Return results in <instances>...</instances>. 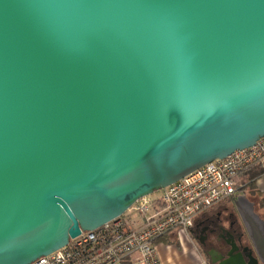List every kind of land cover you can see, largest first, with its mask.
Masks as SVG:
<instances>
[{
    "label": "water",
    "instance_id": "water-1",
    "mask_svg": "<svg viewBox=\"0 0 264 264\" xmlns=\"http://www.w3.org/2000/svg\"><path fill=\"white\" fill-rule=\"evenodd\" d=\"M264 136V0H0V264H29ZM264 264V219L232 200Z\"/></svg>",
    "mask_w": 264,
    "mask_h": 264
},
{
    "label": "built area",
    "instance_id": "built-area-1",
    "mask_svg": "<svg viewBox=\"0 0 264 264\" xmlns=\"http://www.w3.org/2000/svg\"><path fill=\"white\" fill-rule=\"evenodd\" d=\"M255 167L264 173V136L138 199L117 219L82 231L29 264H162L157 242L189 234L201 213L239 193L242 174Z\"/></svg>",
    "mask_w": 264,
    "mask_h": 264
},
{
    "label": "flooded vegetation",
    "instance_id": "flooded-vegetation-1",
    "mask_svg": "<svg viewBox=\"0 0 264 264\" xmlns=\"http://www.w3.org/2000/svg\"><path fill=\"white\" fill-rule=\"evenodd\" d=\"M233 198L201 213L190 228L192 240L209 264H216L212 260H224L230 252L239 253L246 261L250 256H255L240 216L232 203Z\"/></svg>",
    "mask_w": 264,
    "mask_h": 264
},
{
    "label": "crops",
    "instance_id": "crops-1",
    "mask_svg": "<svg viewBox=\"0 0 264 264\" xmlns=\"http://www.w3.org/2000/svg\"><path fill=\"white\" fill-rule=\"evenodd\" d=\"M256 186L260 191L264 192V175L256 179ZM176 238L167 236L157 242L156 252L162 264H207L192 240L190 231L189 234L180 232ZM115 264H127V262Z\"/></svg>",
    "mask_w": 264,
    "mask_h": 264
},
{
    "label": "trees",
    "instance_id": "trees-1",
    "mask_svg": "<svg viewBox=\"0 0 264 264\" xmlns=\"http://www.w3.org/2000/svg\"><path fill=\"white\" fill-rule=\"evenodd\" d=\"M262 175H264V173L257 167L251 168L246 173L242 174L241 178L243 179L244 185L239 190V193L245 194L246 196H247V193L257 194V197H259L258 201L256 202L258 211H256V207H255V211L264 219V192L260 191L256 186V179ZM251 201L254 202V200L252 199ZM254 205H255V202H254Z\"/></svg>",
    "mask_w": 264,
    "mask_h": 264
},
{
    "label": "rangeland",
    "instance_id": "rangeland-1",
    "mask_svg": "<svg viewBox=\"0 0 264 264\" xmlns=\"http://www.w3.org/2000/svg\"><path fill=\"white\" fill-rule=\"evenodd\" d=\"M153 195H155V193L153 194ZM247 198H249L250 200L252 199V200H254V202H255V207H256V211H258V208H257V201H258V198L259 197H257V194H253V193H250V194H248L247 193V196H246ZM131 211V210H130ZM127 212V211H126ZM262 215V214H261ZM204 257V256H203ZM204 259L206 260V262H207V264H209L208 263V261H207V259L204 257Z\"/></svg>",
    "mask_w": 264,
    "mask_h": 264
}]
</instances>
